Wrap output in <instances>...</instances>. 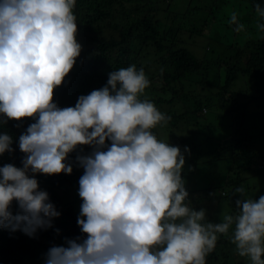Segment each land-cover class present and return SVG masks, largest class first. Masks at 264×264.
<instances>
[{"label":"clouds","instance_id":"obj_1","mask_svg":"<svg viewBox=\"0 0 264 264\" xmlns=\"http://www.w3.org/2000/svg\"><path fill=\"white\" fill-rule=\"evenodd\" d=\"M75 5L0 0V126L8 119L34 121L18 137L22 166H0V228L29 236L52 228L61 212L35 174L72 173L69 153L90 145L89 154L75 157L84 170L81 235L51 246L43 264H206L220 235L250 264H264V194L253 199L236 187L245 198L219 222L192 206L182 177L184 153L153 131L171 117L142 98L150 85L143 67L111 71L103 87L79 95L74 106L54 101V88L82 50ZM255 12L264 33V5L255 4ZM228 22L237 33L245 28L235 11ZM13 140L0 131V155L14 151Z\"/></svg>","mask_w":264,"mask_h":264},{"label":"trees","instance_id":"obj_2","mask_svg":"<svg viewBox=\"0 0 264 264\" xmlns=\"http://www.w3.org/2000/svg\"><path fill=\"white\" fill-rule=\"evenodd\" d=\"M225 1L76 0V36L82 50L53 90L60 107L74 106L79 95L103 87L111 71L130 64L143 67L150 85L142 98L171 117L167 125L172 130L179 129L180 122L187 124L186 136L166 141L185 155L182 177L192 206L205 208L213 222H219L216 217L221 212L235 211V201L244 199L234 191L236 187L244 186L248 194L252 191L253 199L264 194V33L257 28L261 21L255 12V4L264 5V0L237 1L239 20L245 25L239 33L228 22L231 15L222 10ZM246 34L259 46L241 65ZM238 80L245 85H236ZM153 89L160 93L154 96L149 92ZM260 97L263 111L250 113L249 102ZM32 122L24 117L0 126V131L14 137V151L0 155V166H22L25 154L18 137ZM91 151L92 146L81 145L69 153L70 174H35L61 215L54 218L52 228L38 230L35 236L0 228V264H43L51 246L64 244V237L81 235L78 181L84 170L76 166L75 157ZM223 196L229 199L222 211L217 204ZM211 208L213 216L208 214ZM206 264H250V260L239 256L235 245L220 235Z\"/></svg>","mask_w":264,"mask_h":264},{"label":"rangeland","instance_id":"obj_3","mask_svg":"<svg viewBox=\"0 0 264 264\" xmlns=\"http://www.w3.org/2000/svg\"><path fill=\"white\" fill-rule=\"evenodd\" d=\"M220 1H223V0H220ZM237 1L238 0H226L223 4H221V6L223 8L222 10H224L227 13V15H231V13L233 11L237 12L238 11L237 10ZM198 3H200V2H195V4H198ZM241 13L243 14V16L245 15V12L242 11ZM246 14H247V12H246ZM162 19L163 20L166 19V16H164ZM245 39H246L245 46L247 47V49H246V53L242 57L241 65H244L246 63V61L248 60L249 56H251V54L254 53V51H256L258 49V46H259V43L257 41L255 43L249 37L248 34H246ZM237 84L239 86H241V87H243L245 85L244 83H242L239 80L237 81L236 85ZM236 89L238 90V88H236ZM262 89H264V88L262 87ZM149 92L150 93L152 92V94L154 96H157L160 93L159 89H153V91L149 90ZM262 107H263V97H260L257 101L249 102V104H248V111L250 113H255L260 108L259 110L262 112L263 109H264V108L261 109ZM163 109H166V107H163ZM179 124H180V128L177 129V130H175V129L172 130L168 125H165V126H157L155 131H158V132L156 133V135L158 136V138L163 139V140L173 141L175 139H180L182 136H186L187 131H188V127H187V124L185 122H180ZM260 137L263 138V136H261V135H260ZM257 139L260 140L261 138L258 137ZM258 147L261 148L262 146L259 144ZM216 191L218 192V190H216ZM219 191L222 194L224 193V191L222 190V188ZM238 194H240V193H238ZM251 194H253L252 191L250 192V194H248L246 192V196L247 197H251ZM229 195H230V193H229ZM240 196H242V194ZM242 197L245 198L244 196H242ZM228 199H226L225 196H223L222 199H221V201H219L220 204H217V208L218 207H221V209H222V205H224L225 202ZM213 203L215 205V202H213ZM222 211H223V209H222ZM208 212H209L208 214L212 213V216L215 215L214 214V212H215L214 211V208L209 209ZM222 215H223V213L221 212L219 214V216L216 217V219L220 221L222 219Z\"/></svg>","mask_w":264,"mask_h":264}]
</instances>
